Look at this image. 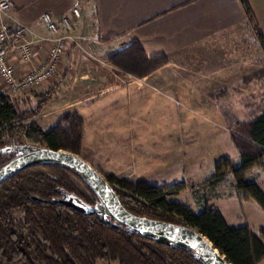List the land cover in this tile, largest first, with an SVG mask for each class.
Segmentation results:
<instances>
[{
  "label": "rangeland",
  "instance_id": "rangeland-1",
  "mask_svg": "<svg viewBox=\"0 0 264 264\" xmlns=\"http://www.w3.org/2000/svg\"><path fill=\"white\" fill-rule=\"evenodd\" d=\"M74 34L84 49L94 43L86 21L75 25ZM39 48L44 55L38 60L43 62L46 46ZM68 51L47 83L21 97H10L18 112L25 115L24 126L33 123L44 132L55 130L64 137L62 151L77 155L105 178L113 176L130 186L154 184L171 193L168 202L175 200L194 212L216 193L236 192L233 174L225 165L216 173L215 166L231 157L228 140L231 142L230 136L238 135L247 125L232 123L226 115L230 109L225 106L212 109L197 105L194 87L188 85L189 79H194L195 85V66L163 68L165 60L158 58L133 74H115L108 58L102 57L106 62L101 64L79 49L71 50L67 58ZM98 53L94 54L98 59L105 55L101 50ZM249 82L256 85L250 96L264 107V81L253 75L243 83ZM116 86L124 87L119 95ZM0 93L5 94V90L0 88ZM102 97L110 99L100 101ZM221 111L225 112L224 123L216 122L213 114ZM23 142L31 145L26 139ZM241 145L256 150L244 140ZM252 173L243 181L249 182ZM76 185L84 190L82 182L76 180ZM254 205L264 215L256 202ZM14 216L22 218L17 212ZM99 217L108 221L104 212Z\"/></svg>",
  "mask_w": 264,
  "mask_h": 264
},
{
  "label": "trees",
  "instance_id": "trees-1",
  "mask_svg": "<svg viewBox=\"0 0 264 264\" xmlns=\"http://www.w3.org/2000/svg\"><path fill=\"white\" fill-rule=\"evenodd\" d=\"M241 2L252 21L246 1ZM259 76L264 79V71ZM25 119L10 97L0 93V169L25 148L64 149L63 135L55 130L44 132L33 123L24 126ZM250 139L260 151L242 155L235 165L222 160L215 172L225 165L235 179L236 193L264 211V194L256 183L243 181L249 169H264V110L251 123ZM76 180L85 191L77 187ZM106 180L130 214L194 229L231 264H258L264 259V229L256 237L247 225L230 228L217 210L206 205L193 213L179 203L168 202L171 193L154 184L130 186L113 176ZM75 196L87 205L86 213L58 203ZM103 210L91 187L67 167L43 163L17 173L0 184V264H203L190 249L140 237L107 215L108 221L102 220L99 214ZM16 212L22 218H16Z\"/></svg>",
  "mask_w": 264,
  "mask_h": 264
},
{
  "label": "crops",
  "instance_id": "crops-1",
  "mask_svg": "<svg viewBox=\"0 0 264 264\" xmlns=\"http://www.w3.org/2000/svg\"><path fill=\"white\" fill-rule=\"evenodd\" d=\"M241 1L8 0L16 20L41 35L46 33L44 14L68 15L73 7L81 5L83 22L86 21L90 40L96 45L95 52L97 55L100 50L105 52L100 59L108 58L115 74H133L138 71L135 69L143 70L145 63L158 58L165 60L163 68L195 66V85L194 79H189L188 85L194 87L197 105L212 109L225 106L230 109V115H226L232 123L247 125L238 135L230 136L231 142L228 140L231 157L224 159L232 163H238L242 155L260 151L250 139L251 123L264 110L261 101L250 96L256 85L243 83L253 75L264 81L259 76L264 71V0H245L252 21ZM71 50L74 49L68 51L67 58ZM43 53L42 48H37L35 58L26 65L14 61L17 73L31 70ZM123 88L116 86L115 93L121 94ZM232 91L234 94H230ZM109 99L102 97L100 101ZM216 113H213L216 122L224 123L225 112ZM242 140L256 150H246L241 145ZM249 172H253L252 179L247 181L256 183L264 194V169L253 167L243 177ZM210 198H206L203 205L217 210L228 227L247 225L256 237L264 229V215L250 199L236 192L216 193ZM188 208L193 213L199 212ZM257 218L262 220L258 222ZM262 243L264 245V240ZM258 264H264V259Z\"/></svg>",
  "mask_w": 264,
  "mask_h": 264
},
{
  "label": "built area",
  "instance_id": "built-area-1",
  "mask_svg": "<svg viewBox=\"0 0 264 264\" xmlns=\"http://www.w3.org/2000/svg\"><path fill=\"white\" fill-rule=\"evenodd\" d=\"M45 34H37L29 27L16 21L15 12L8 0H0V81L9 97H21L35 87L47 83L59 70L67 51L73 47L101 64L106 60L94 56V44L86 49L75 36V25L83 21L81 5L71 9L68 15L43 16ZM46 46L45 59L35 64L31 70L18 74L13 61L26 65L35 58V50Z\"/></svg>",
  "mask_w": 264,
  "mask_h": 264
},
{
  "label": "water",
  "instance_id": "water-1",
  "mask_svg": "<svg viewBox=\"0 0 264 264\" xmlns=\"http://www.w3.org/2000/svg\"><path fill=\"white\" fill-rule=\"evenodd\" d=\"M43 163L61 165L76 172L97 195L103 205L104 213L114 222L137 232L140 237L154 238L158 244L168 243L190 249L203 264H231L208 239L194 229L130 214L122 206L106 178L70 152L25 148L22 155L0 169V184L25 169ZM32 199L40 201L37 197ZM58 203L78 213L87 211V205L76 196L61 199Z\"/></svg>",
  "mask_w": 264,
  "mask_h": 264
}]
</instances>
